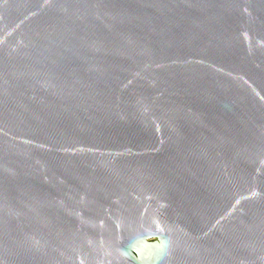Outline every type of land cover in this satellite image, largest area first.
I'll return each mask as SVG.
<instances>
[{"label":"water","instance_id":"95a60500","mask_svg":"<svg viewBox=\"0 0 264 264\" xmlns=\"http://www.w3.org/2000/svg\"><path fill=\"white\" fill-rule=\"evenodd\" d=\"M0 264H264V0H0Z\"/></svg>","mask_w":264,"mask_h":264}]
</instances>
